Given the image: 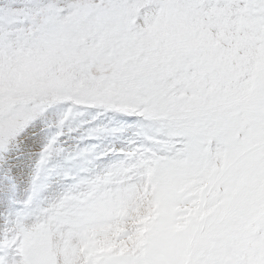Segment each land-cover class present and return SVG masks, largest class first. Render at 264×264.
<instances>
[{"label": "snow or ice", "instance_id": "snow-or-ice-1", "mask_svg": "<svg viewBox=\"0 0 264 264\" xmlns=\"http://www.w3.org/2000/svg\"><path fill=\"white\" fill-rule=\"evenodd\" d=\"M92 113L133 119L112 130L127 144L74 151L41 200L66 122ZM53 123L17 207V163ZM109 225L144 243L100 251ZM0 264H264V0H0Z\"/></svg>", "mask_w": 264, "mask_h": 264}, {"label": "rangeland", "instance_id": "rangeland-1", "mask_svg": "<svg viewBox=\"0 0 264 264\" xmlns=\"http://www.w3.org/2000/svg\"><path fill=\"white\" fill-rule=\"evenodd\" d=\"M63 111L62 107H58L53 109L50 113L52 120L55 121L56 117ZM95 114H86L83 117L76 118L74 120H69L66 122L64 127V136L62 137L60 148L63 149V153L61 156H58L56 159L49 162L47 169L40 171L38 178L36 180L37 183L44 185L45 187L42 189L40 193L41 200H47L52 196L58 194L63 191L67 186L68 181L63 180L52 172V169L56 168L60 165H70V155L74 151L81 149H93L96 153H104L112 148H123L128 142L129 135L128 134H120L113 133V129L118 128H127L130 125H133L135 121L131 118L122 116L120 114H105L97 117L95 120L93 116ZM94 127H102L106 129L105 133L99 135H93L92 129ZM57 132V128L54 126V123L47 127L45 130V136L41 139L39 144L35 145L33 152L29 153L22 157L16 167V174L11 178L13 188L11 194L7 197L8 200L15 204V206H19L23 203V201L30 194L31 187L33 184V180L37 177L36 170V161L38 159V148L42 146L46 140L54 135ZM121 159L120 155L115 152H108L107 155L103 156L101 159L96 161V166L103 168L110 166L111 164L117 162ZM145 200L147 198H144ZM142 212L140 217L138 215L132 214L136 217L135 223L137 224H146L152 219V213L155 212V207L148 208L146 203H142L137 206ZM132 210H135L132 209ZM129 208H120L116 210V215H124L128 214ZM108 215L112 214V209L107 210ZM111 226H105L99 229L100 235V251L110 252L113 248L119 246L122 243H127L128 246H131V241L134 240L137 234L141 235L144 243L145 232L147 229L138 230L132 237H130L127 241H119L116 240V235L118 232L123 231V227L118 228L115 232L110 231ZM106 235V237H105ZM175 239L168 238L165 239L161 243V251L165 254L173 247V242ZM129 241V242H128ZM172 242V243H171ZM139 246V247H140ZM179 248V257L183 255L185 249L184 246L180 243ZM127 251V250H126ZM166 251V252H165Z\"/></svg>", "mask_w": 264, "mask_h": 264}, {"label": "bare ground", "instance_id": "bare-ground-1", "mask_svg": "<svg viewBox=\"0 0 264 264\" xmlns=\"http://www.w3.org/2000/svg\"><path fill=\"white\" fill-rule=\"evenodd\" d=\"M131 211L134 212V214L138 215V217L141 218L140 215L142 214V212H141V210L139 208L136 207L135 210H131ZM105 237H106V235H105ZM142 242H143V239H142L141 235L137 234L136 237H134V240L131 241V246L130 247L128 246L127 243H122L119 246H122V250L126 251V250H129V249H134L136 247H139ZM172 242H173V240H172ZM173 243L174 244H171V245H173V247L170 246L169 248H171V249L168 252L165 251L166 252L165 254L166 255H170L172 257L178 258L179 257V248L180 247L178 248L177 246L180 244V242L174 240Z\"/></svg>", "mask_w": 264, "mask_h": 264}]
</instances>
